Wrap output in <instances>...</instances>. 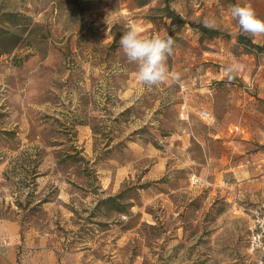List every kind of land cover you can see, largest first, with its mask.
Returning <instances> with one entry per match:
<instances>
[{"label": "rangeland", "instance_id": "rangeland-1", "mask_svg": "<svg viewBox=\"0 0 264 264\" xmlns=\"http://www.w3.org/2000/svg\"><path fill=\"white\" fill-rule=\"evenodd\" d=\"M234 4L264 18V0H0V28L18 36L0 56L3 248L24 250L15 222L57 264H247L249 208L264 203V52L238 38L264 36L239 29ZM206 17L218 37L199 31ZM129 26L173 38L178 81L136 79L119 44Z\"/></svg>", "mask_w": 264, "mask_h": 264}, {"label": "clouds", "instance_id": "clouds-1", "mask_svg": "<svg viewBox=\"0 0 264 264\" xmlns=\"http://www.w3.org/2000/svg\"><path fill=\"white\" fill-rule=\"evenodd\" d=\"M229 13L243 33L252 37L264 36V18L259 17L250 4H234ZM202 23L209 29L217 27L215 19L206 17ZM119 44L127 60L136 64L135 77L142 85L152 87L180 79V74L170 71L167 63L173 52L174 40L171 36H146L140 27L129 26ZM242 67L238 63L229 65L226 68L228 78L231 80Z\"/></svg>", "mask_w": 264, "mask_h": 264}, {"label": "crops", "instance_id": "crops-1", "mask_svg": "<svg viewBox=\"0 0 264 264\" xmlns=\"http://www.w3.org/2000/svg\"><path fill=\"white\" fill-rule=\"evenodd\" d=\"M3 228V224L0 222V264H57V256L52 249L45 246L44 238L38 237L37 234L32 232H26L21 238L19 226L15 222H11V239L15 244L23 239L24 250L19 253L14 248H3V240L8 237L6 233L4 234ZM110 253L112 254V260L115 261L118 257L117 250L113 249ZM245 253L249 261L251 256L247 251V245Z\"/></svg>", "mask_w": 264, "mask_h": 264}, {"label": "built area", "instance_id": "built-area-1", "mask_svg": "<svg viewBox=\"0 0 264 264\" xmlns=\"http://www.w3.org/2000/svg\"><path fill=\"white\" fill-rule=\"evenodd\" d=\"M204 117L209 114L202 112ZM191 183L198 185L200 179L196 176L191 178ZM250 224L247 238V251L251 259L247 264H264V203L255 204L249 208ZM6 243H2L5 245Z\"/></svg>", "mask_w": 264, "mask_h": 264}, {"label": "trees", "instance_id": "trees-1", "mask_svg": "<svg viewBox=\"0 0 264 264\" xmlns=\"http://www.w3.org/2000/svg\"><path fill=\"white\" fill-rule=\"evenodd\" d=\"M165 9L168 11L166 18L171 19L172 23H177L178 21H182L179 16L174 14L172 11L169 10L168 6L165 7ZM16 15L14 14H3V17H8V21L10 19L15 18ZM17 26V23L14 24ZM199 31L202 33V35H207L209 38L218 37L219 32L214 29H207L206 27L200 26ZM17 34L14 32H11L8 29L0 28V43L3 41H8L10 44H0V56L3 54H7L12 49H14L17 46ZM238 41L240 43L246 44L249 49L255 50L258 52H264V46H259L257 44H254L249 40L248 38L244 36H239ZM111 198H108L107 201H110Z\"/></svg>", "mask_w": 264, "mask_h": 264}]
</instances>
